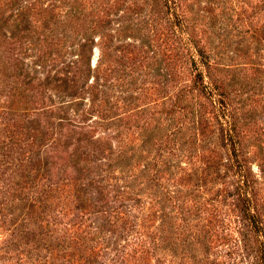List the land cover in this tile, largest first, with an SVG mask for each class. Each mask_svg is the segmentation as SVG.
<instances>
[{"label": "rangeland", "instance_id": "obj_1", "mask_svg": "<svg viewBox=\"0 0 264 264\" xmlns=\"http://www.w3.org/2000/svg\"><path fill=\"white\" fill-rule=\"evenodd\" d=\"M0 264H264V0H0Z\"/></svg>", "mask_w": 264, "mask_h": 264}, {"label": "trees", "instance_id": "obj_2", "mask_svg": "<svg viewBox=\"0 0 264 264\" xmlns=\"http://www.w3.org/2000/svg\"><path fill=\"white\" fill-rule=\"evenodd\" d=\"M218 89V88H217ZM219 95H221L222 96V98L224 99V94H221L220 92H219Z\"/></svg>", "mask_w": 264, "mask_h": 264}]
</instances>
